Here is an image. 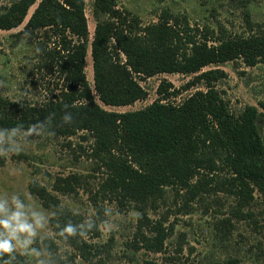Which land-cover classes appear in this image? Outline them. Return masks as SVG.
Wrapping results in <instances>:
<instances>
[{"label": "trees", "instance_id": "1", "mask_svg": "<svg viewBox=\"0 0 264 264\" xmlns=\"http://www.w3.org/2000/svg\"><path fill=\"white\" fill-rule=\"evenodd\" d=\"M36 2L11 1L0 12V29L21 25ZM85 8V0H40L24 27L12 33L17 40L38 30L56 36L55 47L44 53L64 84L41 107L0 95V106L6 109L0 128L22 130L35 124L49 134L68 137L85 132L84 138H93L92 156L106 174L96 192L103 199L139 202L144 210L146 203L164 196L166 187L185 189L192 196L222 188L238 200L233 216L244 219L243 208L255 200V193L264 199L263 113L250 104L233 111L217 87L226 71L203 68L240 58L248 66L263 61L264 30L234 36H214V31L207 30L200 36L185 15L168 9L156 22L143 24L137 14L119 8L116 0H93L95 29L90 42ZM90 46L94 86L86 74ZM158 73L196 75L179 88L163 80L159 98L141 109L120 112L101 105L124 106L145 99L148 92L140 80ZM200 82L205 90L173 101ZM78 181L77 174L58 177L54 190L68 194ZM29 189L52 211L56 236L84 252L88 247L84 236L97 228V222L80 223L79 215L38 181L32 180ZM222 222L230 225L231 219ZM2 225L0 213V243L8 244L6 250L0 249V264H26V255L15 250ZM141 225L144 247L163 251L171 231L166 233L158 222L153 224L157 233L148 236ZM142 264L160 263L147 259ZM165 264L180 263L172 259Z\"/></svg>", "mask_w": 264, "mask_h": 264}, {"label": "rangeland", "instance_id": "2", "mask_svg": "<svg viewBox=\"0 0 264 264\" xmlns=\"http://www.w3.org/2000/svg\"><path fill=\"white\" fill-rule=\"evenodd\" d=\"M11 1L0 0V12ZM39 1L29 8L21 25L0 29V95L33 107H41L64 84L63 76L44 53L55 47L56 36L49 32L48 37L44 30H38L26 32L18 40L12 37L13 32L24 27ZM85 1L91 42L95 29L93 0ZM116 1L119 8L137 14L143 24L156 22L165 9L185 15L199 29L200 36L208 34L207 30L214 31V36L249 35L264 30V0ZM217 67L227 73L217 87L232 110L239 112L250 104L263 113L260 130L264 138V60L248 66L240 58L208 65L203 70ZM86 74L94 86L91 46L86 56ZM195 75L158 73L140 80L148 92L145 99L124 106L99 102L114 111L141 109L159 98L157 91L163 80L179 88ZM197 89L205 90V83L183 90L173 101H183ZM4 115L6 109L0 106V116ZM84 135L83 131L70 137L53 135L35 124L22 130L0 128L2 230L15 250L26 255V264H142L147 259L160 264L172 259L180 264H264V199L258 192L255 200L243 208L247 214L244 219L233 216L238 200L222 188L192 196L185 189L166 187L164 196L153 204L146 203L144 210L139 202L103 199L96 192L106 174L92 156L93 138ZM71 174L79 176L73 190L68 194L56 192L57 178ZM32 180L58 194L62 204L79 215L80 223L97 222V228L84 236L88 243L84 252L56 236L52 211L29 189ZM226 218L231 219L232 226H224L222 219ZM158 222L166 233L171 231L161 252L144 247L139 234L140 223L144 235L156 234L153 224Z\"/></svg>", "mask_w": 264, "mask_h": 264}, {"label": "clouds", "instance_id": "3", "mask_svg": "<svg viewBox=\"0 0 264 264\" xmlns=\"http://www.w3.org/2000/svg\"><path fill=\"white\" fill-rule=\"evenodd\" d=\"M8 248V244L7 242H3V243H0V249H7Z\"/></svg>", "mask_w": 264, "mask_h": 264}]
</instances>
